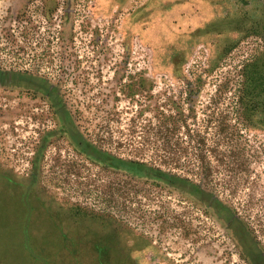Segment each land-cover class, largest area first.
<instances>
[{"label": "rangeland", "instance_id": "1", "mask_svg": "<svg viewBox=\"0 0 264 264\" xmlns=\"http://www.w3.org/2000/svg\"><path fill=\"white\" fill-rule=\"evenodd\" d=\"M9 256L264 264V0H0Z\"/></svg>", "mask_w": 264, "mask_h": 264}, {"label": "trees", "instance_id": "2", "mask_svg": "<svg viewBox=\"0 0 264 264\" xmlns=\"http://www.w3.org/2000/svg\"><path fill=\"white\" fill-rule=\"evenodd\" d=\"M118 166L119 167H125L126 169L130 170L131 172L133 173H142V172H146L147 174H152L158 178H166L169 182H171L172 184H176V183H182V182H187V180H185L184 178H181L179 176H176L175 174H171V173H166V172H163L162 170L160 169H155V168H149V169H145L141 164L140 162H137V161H133V162H119L118 163ZM121 167V168H122ZM188 183V182H187ZM12 201L15 202V198H11ZM15 221V220H13ZM60 235V239L63 238V235L61 233H59ZM18 235H15V237H17ZM23 236V234H22ZM33 239H36L35 237L32 236L31 233H28V237L26 236V240L29 241V244H34L33 243ZM63 240V239H62ZM6 243V242H5ZM35 244H36V241H35ZM9 254V253H8ZM8 264H12L13 261L15 260H12L10 258V256L8 257ZM11 262V263H10Z\"/></svg>", "mask_w": 264, "mask_h": 264}, {"label": "crops", "instance_id": "3", "mask_svg": "<svg viewBox=\"0 0 264 264\" xmlns=\"http://www.w3.org/2000/svg\"><path fill=\"white\" fill-rule=\"evenodd\" d=\"M63 239V238H62ZM64 240V239H63Z\"/></svg>", "mask_w": 264, "mask_h": 264}]
</instances>
